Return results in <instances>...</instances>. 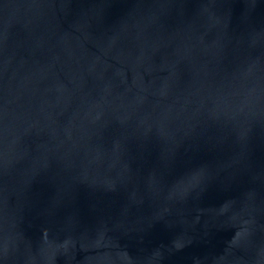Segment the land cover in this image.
Here are the masks:
<instances>
[{"label": "water", "instance_id": "obj_1", "mask_svg": "<svg viewBox=\"0 0 264 264\" xmlns=\"http://www.w3.org/2000/svg\"><path fill=\"white\" fill-rule=\"evenodd\" d=\"M0 264H264V0H0Z\"/></svg>", "mask_w": 264, "mask_h": 264}]
</instances>
